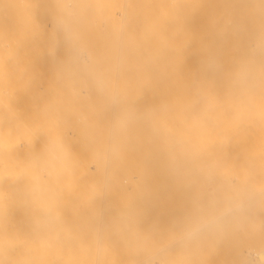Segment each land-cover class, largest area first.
<instances>
[{
    "label": "bare ground",
    "instance_id": "6f19581e",
    "mask_svg": "<svg viewBox=\"0 0 264 264\" xmlns=\"http://www.w3.org/2000/svg\"><path fill=\"white\" fill-rule=\"evenodd\" d=\"M134 5L145 31L169 37L157 57L170 80L171 136L159 135V149L172 200L129 240L111 209L99 231L96 209L66 200L55 175L27 192L19 181L17 200L10 178L0 181V264H191L187 249L207 247L214 257L198 264H264V0ZM62 204L82 208L69 215Z\"/></svg>",
    "mask_w": 264,
    "mask_h": 264
},
{
    "label": "rangeland",
    "instance_id": "374dc122",
    "mask_svg": "<svg viewBox=\"0 0 264 264\" xmlns=\"http://www.w3.org/2000/svg\"><path fill=\"white\" fill-rule=\"evenodd\" d=\"M138 9L134 0H0V181L10 178L17 200L19 181L27 192L55 175L66 200L96 209L99 231L111 209L129 240L176 185L159 149V135L171 136L170 80L157 57L169 37L145 31ZM73 208L82 207L61 205ZM208 249H187L190 263L209 261Z\"/></svg>",
    "mask_w": 264,
    "mask_h": 264
}]
</instances>
